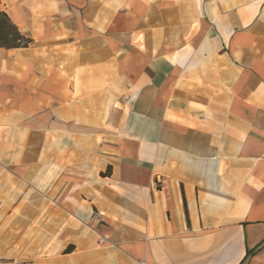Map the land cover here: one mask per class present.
Returning <instances> with one entry per match:
<instances>
[{"label":"crops","instance_id":"1","mask_svg":"<svg viewBox=\"0 0 264 264\" xmlns=\"http://www.w3.org/2000/svg\"><path fill=\"white\" fill-rule=\"evenodd\" d=\"M0 11L32 41L0 49V200L40 202L27 264H264V0Z\"/></svg>","mask_w":264,"mask_h":264},{"label":"rangeland","instance_id":"2","mask_svg":"<svg viewBox=\"0 0 264 264\" xmlns=\"http://www.w3.org/2000/svg\"><path fill=\"white\" fill-rule=\"evenodd\" d=\"M35 207L39 208L40 202L16 200L12 196L10 200H0V241L2 235L6 238L4 247L0 242V251L8 246V254L3 261L0 259V264H27L33 260L32 226L34 218L27 215L28 211ZM18 210H25L26 215L25 213L19 214Z\"/></svg>","mask_w":264,"mask_h":264},{"label":"trees","instance_id":"3","mask_svg":"<svg viewBox=\"0 0 264 264\" xmlns=\"http://www.w3.org/2000/svg\"><path fill=\"white\" fill-rule=\"evenodd\" d=\"M31 42V39L22 34L8 16L0 11V49L26 48Z\"/></svg>","mask_w":264,"mask_h":264}]
</instances>
